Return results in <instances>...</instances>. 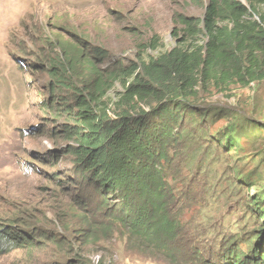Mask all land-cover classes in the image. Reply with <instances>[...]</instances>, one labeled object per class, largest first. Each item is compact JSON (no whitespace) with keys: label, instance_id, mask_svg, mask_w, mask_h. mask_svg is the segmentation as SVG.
Instances as JSON below:
<instances>
[{"label":"trees","instance_id":"1","mask_svg":"<svg viewBox=\"0 0 264 264\" xmlns=\"http://www.w3.org/2000/svg\"><path fill=\"white\" fill-rule=\"evenodd\" d=\"M176 24L183 28L172 33L173 48L129 66L102 68L75 51L44 59L56 92L48 106L68 120L48 133L63 145L51 156L72 164L73 207L91 214L83 218L86 240L120 236L128 251L164 264H264V183L253 172L236 169L228 178L244 190L261 188L238 197L243 225L227 228L221 217L216 228L205 214L185 220L194 206L223 205L208 149L242 155L251 148L264 158V116L207 99L264 82V0H207L201 17L180 16ZM223 120L213 133L205 129ZM195 176L207 181L205 205L191 195ZM29 242L0 229V244Z\"/></svg>","mask_w":264,"mask_h":264},{"label":"rangeland","instance_id":"2","mask_svg":"<svg viewBox=\"0 0 264 264\" xmlns=\"http://www.w3.org/2000/svg\"><path fill=\"white\" fill-rule=\"evenodd\" d=\"M206 4L207 0H0V229L11 227L32 239L22 249L0 244V264H164L128 251L120 236L109 241L84 237L83 218L91 214L73 207L68 190L72 164L66 157H52L63 145L48 133L68 120L48 106L56 92L44 59L57 52L65 59L75 51L102 68L132 65L173 48L172 33L183 28L176 24L179 17H201ZM207 99L250 118L264 116V82L227 93L214 91ZM226 123L205 129L213 133ZM204 144L207 149L211 142ZM223 151H206L217 164L215 174L221 180L216 195L223 205L209 202L206 179L195 176L191 195L209 204L206 209L194 206L186 221L192 214H205L216 228L221 217L227 228L245 223L246 210L238 197L261 188L244 190L228 178L238 169L245 175L253 172L264 183V158L251 148L242 155ZM228 163L235 165L232 171ZM58 179L67 182L66 188ZM216 237L203 248H210L208 242Z\"/></svg>","mask_w":264,"mask_h":264}]
</instances>
